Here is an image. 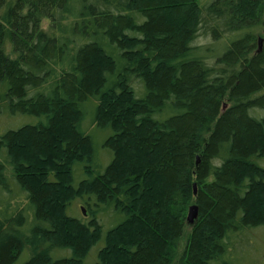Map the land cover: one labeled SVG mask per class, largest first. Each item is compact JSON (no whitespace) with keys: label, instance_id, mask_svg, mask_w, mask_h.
I'll use <instances>...</instances> for the list:
<instances>
[{"label":"trees","instance_id":"1","mask_svg":"<svg viewBox=\"0 0 264 264\" xmlns=\"http://www.w3.org/2000/svg\"><path fill=\"white\" fill-rule=\"evenodd\" d=\"M0 117V264L264 253V0H0Z\"/></svg>","mask_w":264,"mask_h":264},{"label":"rangeland","instance_id":"2","mask_svg":"<svg viewBox=\"0 0 264 264\" xmlns=\"http://www.w3.org/2000/svg\"><path fill=\"white\" fill-rule=\"evenodd\" d=\"M200 41L203 42L202 39H200ZM205 42L206 41L204 39V43ZM13 120L14 119H10V118L8 119V118H2V117H0V130L11 129V127H10L11 125H13V124L15 125V124H18L19 123V120L16 123L15 122H12ZM97 129L90 130L89 134L94 138L95 143L97 144V147L100 150V147H102L104 145V142H105V140L107 139V137L109 135H107V133H104V132L99 131ZM101 154H102V152H100V154H99L100 157L102 156ZM101 160L103 162V160H104L103 156L101 157ZM108 164L109 163H107L106 165H108ZM258 165L264 168V160H260L258 162ZM80 208L81 209L82 208L84 209V211L86 212V216H84L83 213L80 212ZM68 213H69L70 216H72V217H78L79 219L80 218H82V219L83 218H87L88 219L89 216H91V213L89 212V207H87L85 205V203H83V202H79V203L73 205V210L71 211V209H70ZM106 217L107 216H105L104 214H103V216H100V223H102L103 227L109 229L110 227H113L111 225L112 224L111 223L112 221H111V219H107ZM115 220H120V218L116 216L115 217ZM189 226H190V224L188 223V228H187L188 233L190 231L189 230ZM107 230H105V231H107ZM263 238H264V228L263 229H260L258 231H255L251 235V239L254 240L252 242L253 248L256 246V247H259L260 249H264V239ZM258 242H259V244H258ZM99 245L100 244H98L99 249L97 251H99L100 249L104 248V246H105V245L101 244L102 247H100ZM184 246H185V241L180 246V251H179L180 253L184 250ZM98 247H96L95 249H97ZM256 250H257V248H256ZM61 254L65 255V256H68L69 253L68 252H64V253L62 252ZM263 256H264V253H262L261 258H263ZM261 258H260V254H256V256H255V254L249 253L246 256H241V258L238 259V262L240 264H256V263L262 264L261 263L262 262L261 261ZM96 261H97V258L95 259V256L93 254L92 258L88 262H86V264H94V262H96Z\"/></svg>","mask_w":264,"mask_h":264},{"label":"water","instance_id":"3","mask_svg":"<svg viewBox=\"0 0 264 264\" xmlns=\"http://www.w3.org/2000/svg\"><path fill=\"white\" fill-rule=\"evenodd\" d=\"M262 43H263V39H260L259 40V46H260V49L262 48ZM199 161V158H197V162ZM195 189H196V185H195ZM195 193H196V190H195ZM198 207L196 205L194 206H191L190 207V210H189V214L187 216V222L190 224V225H194L195 221L197 220L198 218Z\"/></svg>","mask_w":264,"mask_h":264}]
</instances>
